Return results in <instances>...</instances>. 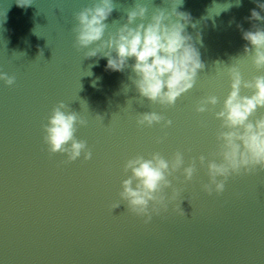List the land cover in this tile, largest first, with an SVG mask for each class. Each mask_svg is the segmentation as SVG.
<instances>
[{
  "label": "water",
  "instance_id": "obj_1",
  "mask_svg": "<svg viewBox=\"0 0 264 264\" xmlns=\"http://www.w3.org/2000/svg\"><path fill=\"white\" fill-rule=\"evenodd\" d=\"M143 2L149 12L168 7L166 0ZM86 3L0 0V71L14 77L0 81V264H264V169L230 175L219 194L204 192L206 168L196 158H213L218 105L195 111L203 96L222 101L233 63L244 79L264 74L245 56L241 38L253 23L264 28V20L246 19L249 10L264 11L253 0H183L179 10L196 24L187 31L194 40L201 33L204 67L192 88L161 106L139 94L130 68L109 70L104 57L85 58L75 46V13ZM132 4L113 0L106 31L125 22ZM58 101L86 120L74 135L86 142L89 159L48 151L42 125ZM145 111L172 123L138 125ZM154 151L165 159L180 151L196 168L191 180L179 171L178 179L169 177L184 215L169 204L145 223L118 193L128 175L123 162ZM114 202L120 204L112 209Z\"/></svg>",
  "mask_w": 264,
  "mask_h": 264
},
{
  "label": "clouds",
  "instance_id": "obj_2",
  "mask_svg": "<svg viewBox=\"0 0 264 264\" xmlns=\"http://www.w3.org/2000/svg\"><path fill=\"white\" fill-rule=\"evenodd\" d=\"M166 2L167 8L154 7L149 12L143 0H133L126 10L125 22L114 31H106L105 21L113 10V0H88L75 13L72 28L74 44L84 49L85 58L102 56L106 59L105 67L112 71L130 68L129 79L139 94L161 106L172 105L178 96L192 88L197 70L204 67L196 46L202 43L201 33L197 31L194 40L187 31V27L195 28L196 24L189 12L179 10L183 0ZM236 2L239 4L240 0ZM253 3L264 11V0H253ZM249 12L246 19L264 20L255 8ZM241 38L248 42L244 53L251 64L256 69L264 68V28L253 23L250 29H241ZM227 75L228 91L222 101L209 94L198 99L195 105L196 112L218 105L213 111L219 121L215 149L210 153L213 158L207 161L204 155L196 158L206 168L207 182L201 187L208 194L221 193L230 175L248 173L257 166L264 169V111L257 114L258 109H264V74L244 79L233 63L227 67ZM13 80V76L0 71V81L4 84H12ZM242 88L248 90L247 94L241 93ZM46 119L47 123L42 125L43 140L49 152L64 153L68 161L80 157L82 152L85 160L90 158L86 142L74 135L76 125L86 124L85 119L63 101L51 108ZM161 121L162 127L172 123L156 111L140 112L136 119L138 125L145 126ZM195 168L191 158L185 164L180 151H174L168 159L155 151L147 156H130L123 162V170L128 175L120 181V201L131 213L143 217L145 223L153 215L166 211L169 204L175 212L184 215L177 202L179 189L169 177L178 179L174 174L179 171L184 181L191 180ZM165 189L170 191L166 194ZM119 204L114 202L112 209Z\"/></svg>",
  "mask_w": 264,
  "mask_h": 264
}]
</instances>
